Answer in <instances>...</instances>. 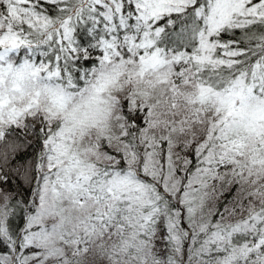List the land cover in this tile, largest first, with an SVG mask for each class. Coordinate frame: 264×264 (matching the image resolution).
<instances>
[{
    "label": "snow or ice",
    "instance_id": "1",
    "mask_svg": "<svg viewBox=\"0 0 264 264\" xmlns=\"http://www.w3.org/2000/svg\"><path fill=\"white\" fill-rule=\"evenodd\" d=\"M0 264H264V0H0Z\"/></svg>",
    "mask_w": 264,
    "mask_h": 264
}]
</instances>
